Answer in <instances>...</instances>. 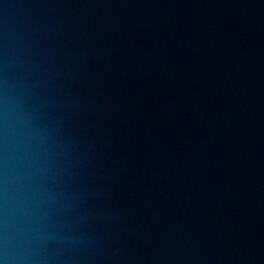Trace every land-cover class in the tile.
<instances>
[{
    "label": "water",
    "instance_id": "95a60500",
    "mask_svg": "<svg viewBox=\"0 0 264 264\" xmlns=\"http://www.w3.org/2000/svg\"><path fill=\"white\" fill-rule=\"evenodd\" d=\"M0 264H264V0H0Z\"/></svg>",
    "mask_w": 264,
    "mask_h": 264
}]
</instances>
